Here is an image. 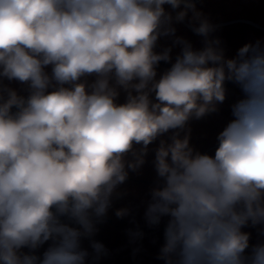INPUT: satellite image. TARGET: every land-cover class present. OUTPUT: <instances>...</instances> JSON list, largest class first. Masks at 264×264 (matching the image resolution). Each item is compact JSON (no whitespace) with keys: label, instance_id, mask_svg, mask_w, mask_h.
<instances>
[{"label":"clouds","instance_id":"9594fccd","mask_svg":"<svg viewBox=\"0 0 264 264\" xmlns=\"http://www.w3.org/2000/svg\"><path fill=\"white\" fill-rule=\"evenodd\" d=\"M185 19L202 48L175 35ZM215 31L194 0H0V264H86L81 239L170 131L155 149L159 179L144 214L149 226L168 218L158 259L264 264V242L246 253L242 231L264 225V47L247 43L228 58ZM162 37L181 51L156 79L171 61V47L156 51ZM4 80L26 84L27 97ZM226 81L244 98L215 156L201 154L181 132L217 110ZM91 248L95 259L106 253L95 240Z\"/></svg>","mask_w":264,"mask_h":264},{"label":"rangeland","instance_id":"374dc122","mask_svg":"<svg viewBox=\"0 0 264 264\" xmlns=\"http://www.w3.org/2000/svg\"><path fill=\"white\" fill-rule=\"evenodd\" d=\"M196 7L216 26V31L212 35L221 40L226 57H235L240 47L247 43L255 44L257 40H260L264 47V0H203ZM185 22L189 24L188 19ZM174 27L177 28V36L188 40L194 49L203 47L202 36L183 25L175 26L174 24ZM160 40V48H156V51L160 52L164 47H171L170 63H174L181 47L173 46V41H168L164 37ZM167 69L158 64L156 79H159ZM45 71L51 74V66H47ZM94 79V76L81 78L89 84ZM3 83L13 89L17 87L18 94L27 97L26 84L7 80ZM225 89V100L217 104L216 111L208 112L199 119L191 118L187 122L186 129L181 132V138L188 135L189 145L194 151L214 157L219 146L218 135L234 119L232 106L244 98V93L235 83ZM52 90L49 88L48 91ZM126 98L127 93L120 89L116 102L123 104ZM151 99L155 100L154 93ZM170 135L171 131L151 143L148 146L145 163L137 172L130 171L127 180L118 187L117 192L120 195L113 197L112 206L105 216L111 221L103 220L96 225L98 230L91 238L81 239V247L90 253L86 264H165L163 260L158 259V255L164 243V228L168 218H162L159 225L149 226L144 214L151 200V189L157 185L159 179L153 163L155 149L159 146L160 139L167 140ZM123 208L129 209V214L117 217L116 211ZM261 229H264V225L249 224L242 228V231L250 233V248L246 250V253L250 252L251 246L264 242ZM136 231L142 232L143 235L133 236L131 233ZM92 240L103 244L106 249V253L99 259L94 258L95 253L91 248ZM50 244L51 241L45 242L36 250V254L42 256ZM24 251L28 250L24 249Z\"/></svg>","mask_w":264,"mask_h":264},{"label":"flooded vegetation","instance_id":"af4514ba","mask_svg":"<svg viewBox=\"0 0 264 264\" xmlns=\"http://www.w3.org/2000/svg\"><path fill=\"white\" fill-rule=\"evenodd\" d=\"M203 0H194V2H195V4H196V6L198 5V3H201ZM165 8H166V10H168V11H172V9H171V7L169 6V5H165L164 6ZM190 14H191V12H189V16H190ZM173 15H175V12L173 11ZM186 20V19H185ZM185 20L183 21V22H180V23H175V26H178V25H183V26H185L186 28H188L187 27V23L185 22ZM176 28V27H175ZM177 29V28H176ZM177 33H178V31L176 30V33H175V35L177 36ZM164 38H166L168 41H173V39H174V37H164ZM161 39V38H160ZM158 40V42H157V47L156 48H160L159 46V43H160V41L161 40ZM15 90L18 92V88L16 87L15 88ZM13 111H15V109H13ZM26 250H28L27 248H25Z\"/></svg>","mask_w":264,"mask_h":264},{"label":"water","instance_id":"95a60500","mask_svg":"<svg viewBox=\"0 0 264 264\" xmlns=\"http://www.w3.org/2000/svg\"><path fill=\"white\" fill-rule=\"evenodd\" d=\"M187 27H188L189 29L192 30V28L190 27L189 24H187ZM159 64L162 65V66H164V67H166V68H168V69H169V68L171 67V65H172V63H170V62H165V61H160ZM231 84H234V83H233V82H230V81H226V82H225V87H227V86H229V85H231ZM103 220L111 221V219L108 218V217H104Z\"/></svg>","mask_w":264,"mask_h":264},{"label":"trees","instance_id":"16d2710c","mask_svg":"<svg viewBox=\"0 0 264 264\" xmlns=\"http://www.w3.org/2000/svg\"><path fill=\"white\" fill-rule=\"evenodd\" d=\"M205 152V151H204Z\"/></svg>","mask_w":264,"mask_h":264}]
</instances>
